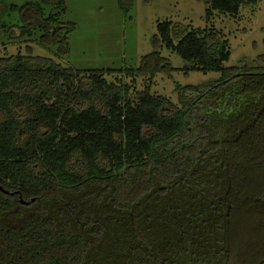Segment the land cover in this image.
I'll return each instance as SVG.
<instances>
[{
    "label": "trees",
    "instance_id": "1",
    "mask_svg": "<svg viewBox=\"0 0 264 264\" xmlns=\"http://www.w3.org/2000/svg\"><path fill=\"white\" fill-rule=\"evenodd\" d=\"M66 1L12 6L19 39L38 30L67 56L73 23L45 15ZM204 1L236 16L262 0ZM157 33L137 69L106 75H170L165 48L220 77L176 86L172 103L28 46L0 57V264H264V54L223 67L214 30Z\"/></svg>",
    "mask_w": 264,
    "mask_h": 264
},
{
    "label": "rangeland",
    "instance_id": "2",
    "mask_svg": "<svg viewBox=\"0 0 264 264\" xmlns=\"http://www.w3.org/2000/svg\"><path fill=\"white\" fill-rule=\"evenodd\" d=\"M25 2L38 0H0V57L24 54L28 46L34 55L50 58L62 67L81 72L104 71L108 83L123 78L131 86L132 95L149 86L153 96L176 103V86L198 85L220 77L217 72L191 70L193 63L165 48L158 51L174 69L170 75L158 73L152 79L106 75L107 70L137 69L141 58L155 48L159 23H180L200 32H217L227 41L230 52L223 67L238 65L242 59L253 61L264 54V0L241 6L236 16L218 12L206 16L204 0H123L130 4L126 11L119 8L118 0H67L62 8H45V15L58 13L61 22L74 25L67 36L65 57H58L55 47L41 46L38 30L19 39V14L11 7ZM8 29L13 38L6 33Z\"/></svg>",
    "mask_w": 264,
    "mask_h": 264
}]
</instances>
